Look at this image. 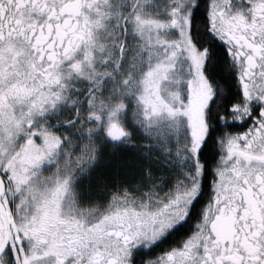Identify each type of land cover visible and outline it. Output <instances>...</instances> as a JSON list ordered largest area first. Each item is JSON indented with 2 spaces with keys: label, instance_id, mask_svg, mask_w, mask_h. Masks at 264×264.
I'll list each match as a JSON object with an SVG mask.
<instances>
[{
  "label": "snow or ice",
  "instance_id": "6c2138e0",
  "mask_svg": "<svg viewBox=\"0 0 264 264\" xmlns=\"http://www.w3.org/2000/svg\"><path fill=\"white\" fill-rule=\"evenodd\" d=\"M0 264H264V0H0Z\"/></svg>",
  "mask_w": 264,
  "mask_h": 264
}]
</instances>
